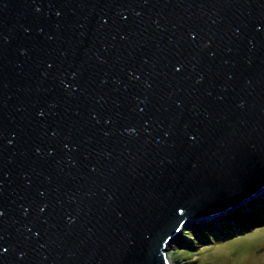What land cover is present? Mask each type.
Instances as JSON below:
<instances>
[{"label":"water","instance_id":"95a60500","mask_svg":"<svg viewBox=\"0 0 264 264\" xmlns=\"http://www.w3.org/2000/svg\"><path fill=\"white\" fill-rule=\"evenodd\" d=\"M264 194V0H0V264H172Z\"/></svg>","mask_w":264,"mask_h":264},{"label":"rangeland","instance_id":"374dc122","mask_svg":"<svg viewBox=\"0 0 264 264\" xmlns=\"http://www.w3.org/2000/svg\"><path fill=\"white\" fill-rule=\"evenodd\" d=\"M263 197L224 214V219L188 224L167 252L171 263L264 264V217L257 224L243 221L255 217L257 205L264 207L258 202Z\"/></svg>","mask_w":264,"mask_h":264},{"label":"trees","instance_id":"16d2710c","mask_svg":"<svg viewBox=\"0 0 264 264\" xmlns=\"http://www.w3.org/2000/svg\"><path fill=\"white\" fill-rule=\"evenodd\" d=\"M259 203L261 204H264V197L261 198L260 201H258ZM257 209H253V210H256L254 211V213L256 214L255 217H245L243 219V221L247 222L248 224H257L261 221V219H263L264 217V207H261V206H256ZM239 216H242V214H238ZM202 231V230H201Z\"/></svg>","mask_w":264,"mask_h":264},{"label":"bare ground","instance_id":"6f19581e","mask_svg":"<svg viewBox=\"0 0 264 264\" xmlns=\"http://www.w3.org/2000/svg\"><path fill=\"white\" fill-rule=\"evenodd\" d=\"M263 195V193L261 194V196ZM251 206H253V205H251ZM250 206V207H251ZM244 207H247V205L246 206H244ZM252 208V207H251ZM224 214H220V215H217V216H214L212 219H224V217H226L227 215H225V216H223ZM178 237V236H177Z\"/></svg>","mask_w":264,"mask_h":264}]
</instances>
